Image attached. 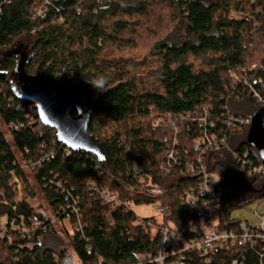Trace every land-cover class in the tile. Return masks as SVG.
Segmentation results:
<instances>
[{
	"label": "trees",
	"instance_id": "16d2710c",
	"mask_svg": "<svg viewBox=\"0 0 264 264\" xmlns=\"http://www.w3.org/2000/svg\"><path fill=\"white\" fill-rule=\"evenodd\" d=\"M48 1L38 16L41 0H0V192L13 199L15 174L33 199L36 193L20 158L40 162L29 171L45 205L60 211L77 201L80 214L72 216L73 234L63 227L67 243L55 231L40 232L42 240L31 245L19 237L15 243L0 244V264H59L68 246L80 264H158L154 261L163 238L148 225L154 218L137 223L131 212L97 204L89 182L96 178L100 188L136 206L156 203L143 187L159 186L174 230L189 237L199 216L181 198L197 188L199 179L162 172L166 147L153 123L167 115L209 110L219 129H225L221 125L228 112L245 119L261 108L249 86L235 82L230 72L246 74L264 96V0ZM26 37L33 42L23 64L25 75L57 91L74 106V116L80 109L92 110L89 133L104 161L83 151L67 152L57 132L38 117L30 124L33 103L14 88L22 58L10 53ZM12 123L22 127L10 131ZM249 129L225 132L232 150L242 153L248 148L258 162L259 153L248 142ZM198 136V127L187 123L180 137L183 155L195 154L192 144ZM205 159L209 171L220 175L221 227L229 229L237 208L264 199V177H247L226 148ZM242 185H252V192ZM2 200L0 194V216L28 217L36 211L24 202L14 214ZM244 252L247 264H255L256 255ZM186 258L188 264H208L193 251L186 252ZM231 258L218 252L210 264H233Z\"/></svg>",
	"mask_w": 264,
	"mask_h": 264
},
{
	"label": "built area",
	"instance_id": "2783aa9c",
	"mask_svg": "<svg viewBox=\"0 0 264 264\" xmlns=\"http://www.w3.org/2000/svg\"><path fill=\"white\" fill-rule=\"evenodd\" d=\"M41 1L43 5L37 13L38 16H43L44 10L49 5L48 0ZM230 73L233 75L235 82L249 86L252 100L261 108H264V96L249 84L247 75ZM259 83L263 84V81L260 80ZM29 117H31L30 124L35 123L37 117L38 121L42 123L35 104L30 108ZM252 121L253 116L238 119L231 112H228L221 126L228 130L236 127H251ZM189 122L195 124L199 130V136L192 144L195 151L193 156H190L187 152L183 155L180 149V137ZM21 127L12 123L8 129L18 131ZM153 129L162 131L161 142L166 147L164 163L161 166L162 172L168 175L177 173L183 176H195L199 179L197 188L186 191L181 198L184 205L191 208L199 216V221L190 227L189 237L187 238L174 230L169 221L170 210L163 206L160 201L164 197L163 190L151 183L144 185V194L157 200L156 203L150 206L155 212L162 215L160 221L154 218V221L148 223L149 226L158 229L163 238L162 249L154 262L158 264H188L186 252L193 251L199 254L208 264L212 263L213 257L218 252L230 255L233 264H247L246 253L244 252L247 250L256 255L255 264H264V212L260 214L257 208L253 211L254 215H259L257 224H252L248 220H237L232 216L229 229H223L220 216L222 201L217 190L220 175L209 171L205 159L210 152L226 148L247 177H264V159L260 153L258 152L261 161L257 162L252 159V153L248 148L242 153L232 150L229 147V135L225 132V129H219V125L209 110L197 115L159 117L153 123ZM69 151L72 150L67 148V152ZM37 165H40V162L23 161L21 168L29 170ZM12 187L14 197L11 201L6 199L4 190L0 194L3 197L2 204L11 207L15 214L18 205L24 202L31 203V201L27 197L26 186L15 174L12 176ZM88 187L90 197L97 204L107 206L111 210L124 209L126 212L133 213L137 223L144 224L146 218L138 219L134 214L132 208L134 203L121 199L117 193L100 188L94 177L90 180ZM255 202L259 206L264 202V199ZM32 206L36 211L28 217L21 215L19 217L15 215L12 217L0 216V244H12L21 237L31 245L35 239L42 240L41 235H39L40 232L45 233L47 231H55L67 243V234L63 227L69 229L70 233L73 234L70 222L72 216L78 217L80 214L79 203L74 201L73 204H68L66 208H62L60 211H53L49 206ZM79 227L82 229L81 224ZM58 260L59 264H80L75 251L70 246L67 247L64 257Z\"/></svg>",
	"mask_w": 264,
	"mask_h": 264
},
{
	"label": "water",
	"instance_id": "95a60500",
	"mask_svg": "<svg viewBox=\"0 0 264 264\" xmlns=\"http://www.w3.org/2000/svg\"><path fill=\"white\" fill-rule=\"evenodd\" d=\"M40 83V86L36 87L31 96L27 98L36 105L42 123L57 132L59 141L66 148L74 152H86L104 161L106 157L103 151L89 133L92 110L80 109L79 114L74 116L72 114L74 106L61 100L57 91L41 81ZM248 142L264 159V108L258 109L253 115L252 125L248 132Z\"/></svg>",
	"mask_w": 264,
	"mask_h": 264
},
{
	"label": "rangeland",
	"instance_id": "374dc122",
	"mask_svg": "<svg viewBox=\"0 0 264 264\" xmlns=\"http://www.w3.org/2000/svg\"><path fill=\"white\" fill-rule=\"evenodd\" d=\"M33 42L32 37H26L24 39H21L18 41L11 49L10 53H16L21 56V60L18 62V65L16 67V73L14 74V88L16 90V93L20 96L29 97L31 96L33 90L40 86V81L38 79L29 78L26 76L23 72L22 66L24 61L27 60L29 54H30V44ZM38 81V82H37ZM4 128V126H3ZM6 136L8 140L12 143V139L7 132V130L4 128ZM21 163L23 164V161L20 158ZM26 173L28 176L29 184L31 185V189L36 193V196L31 199L32 205L35 207L37 206H46L44 199L42 197V194L39 190V188L36 186L33 176L31 175V172L26 169ZM240 179H244L243 175L239 174ZM24 185L25 182L23 183ZM240 186V185H239ZM247 192H252V185H242ZM247 196V195H246ZM133 211L134 214L138 219L142 218H155L156 220L160 221L162 219V215L155 212L150 205H144V206H136L133 205ZM258 209L259 213L264 212V202L261 203V205L258 206L257 202L248 203L240 208H237L233 212V217L237 220H248L252 224H257L259 222V215H254L253 211Z\"/></svg>",
	"mask_w": 264,
	"mask_h": 264
}]
</instances>
